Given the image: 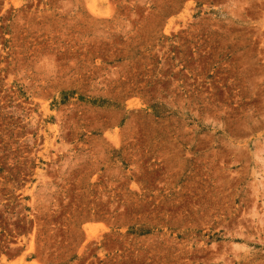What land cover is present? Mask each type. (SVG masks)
Masks as SVG:
<instances>
[{"label": "rangeland", "instance_id": "374dc122", "mask_svg": "<svg viewBox=\"0 0 264 264\" xmlns=\"http://www.w3.org/2000/svg\"><path fill=\"white\" fill-rule=\"evenodd\" d=\"M0 264H264V0H0Z\"/></svg>", "mask_w": 264, "mask_h": 264}, {"label": "bare ground", "instance_id": "6f19581e", "mask_svg": "<svg viewBox=\"0 0 264 264\" xmlns=\"http://www.w3.org/2000/svg\"><path fill=\"white\" fill-rule=\"evenodd\" d=\"M7 262V261H6Z\"/></svg>", "mask_w": 264, "mask_h": 264}]
</instances>
